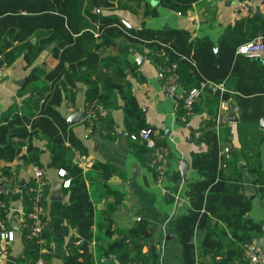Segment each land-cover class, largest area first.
Returning a JSON list of instances; mask_svg holds the SVG:
<instances>
[{"label": "trees", "instance_id": "1", "mask_svg": "<svg viewBox=\"0 0 264 264\" xmlns=\"http://www.w3.org/2000/svg\"><path fill=\"white\" fill-rule=\"evenodd\" d=\"M158 1L160 5L186 14L199 0ZM130 2L141 7V0H0L1 64L9 65L16 58V50L12 48L14 42L27 48L29 64L47 47L56 44L53 54L59 59L57 66L43 78L33 73L26 81L25 87L32 90L40 105L37 115L30 118L16 110L4 114L0 122V180L13 177L12 168L2 166V162L11 163L16 158L22 159L23 166L34 165L47 170L41 161L42 147L35 144L37 139L45 141L44 148L50 153L52 168L66 170L65 177L70 180L69 187L65 189L69 194L67 218L79 236L69 242L66 264H95L94 208L83 168L74 159V148L84 156L87 149L74 135L58 106L64 100L74 103L78 83H84L87 85L86 110L99 105L109 110L106 116L99 118L104 133L112 136L116 132L113 111L119 107V100L123 102L124 126L130 137L142 129H152L128 80V70L132 68L128 60L129 49L122 47L119 55L101 59L99 52L102 48L110 46L115 37H125L132 44L149 47L160 65L164 66L167 57L169 62L178 64L184 95L204 81L226 83L230 79L234 80V89L224 93V99H230L232 92L241 97L264 95V60L237 53L238 47L247 40L257 36L264 40V15L255 14L238 20L222 36L216 53L212 42L194 37L187 30L126 27L121 16L103 13V10L128 8ZM146 14L157 15V7L146 4ZM34 36L37 42L33 44L31 39ZM215 93L220 97L219 92ZM201 98L195 103V112L199 110ZM182 103L183 99H180V117L184 113ZM209 113L210 118L199 129L197 139L203 149L192 153L191 161L201 178L189 183V206L187 212L177 218L175 232L182 246L183 264H194L196 260L205 264L208 256L212 264H236L237 260L246 263L244 245L261 232V225L248 216L251 200L243 192V169L230 147L234 136L232 128H224L223 125L217 131L214 121L217 108L209 110ZM238 123V131L242 128L249 130L250 138L241 144L247 171L256 185L263 186L260 119L241 115ZM156 139L158 146H166L163 136ZM225 148L229 149V157L221 153ZM132 149L149 163L153 150L144 142L133 140ZM94 166L105 179L114 172L105 163L97 162ZM34 184L32 177L27 185L31 187ZM8 200L6 192H1L0 201L6 204L0 205V219L5 222ZM29 222L27 220L20 227L25 246L23 264H33L41 255L36 237H27ZM152 233V226L139 221L127 235L111 243L107 253L122 252L120 259L125 264L135 261L157 264L159 256L156 249L151 247L143 253V245L137 242L138 239L150 240ZM42 237L46 238V230ZM127 238H133L132 242L138 248L133 257L129 256ZM44 255L49 261L48 253Z\"/></svg>", "mask_w": 264, "mask_h": 264}, {"label": "crops", "instance_id": "2", "mask_svg": "<svg viewBox=\"0 0 264 264\" xmlns=\"http://www.w3.org/2000/svg\"><path fill=\"white\" fill-rule=\"evenodd\" d=\"M146 4L156 6L157 15H147ZM103 13L117 14L122 17V21H127L135 28L144 26L155 30L184 29L194 37L207 39L218 47L222 36L230 27H234L238 20L255 14L264 15V0H199L186 14L160 5L158 0H141L140 8L135 2H130L128 8L103 10ZM31 41L33 44L36 43L37 37L34 36ZM55 46L56 44H52L47 47L34 62L29 64L26 60L27 48L14 42L12 48H15L17 56L9 65L4 63L6 78L0 85V122L4 114L16 110L30 118L37 115L40 105L36 102L32 90L25 87L26 81L33 73L43 78L45 73L57 66L59 59L53 54ZM122 47L130 51L128 60L132 68L128 70V80L131 83V89L144 111L147 123L158 136L161 135L165 139L169 151L168 175L165 180L158 182L155 171L149 166L148 161L133 152V139L124 126L121 100H119V107L113 111L116 123L114 135L110 136L102 131L101 118L96 121L91 131L87 128L85 124L87 85L78 83L75 102L64 100L58 106V110L66 118L76 112L84 114L83 121L71 127L74 135L88 152L79 165L83 168L94 208V262L95 264H125L120 259L122 252L108 254L107 250L111 243L127 235L137 222L146 221L153 227V233L150 240L138 239V244L143 245V253H147L152 247L158 252L157 264H183L182 246L175 232V222L181 214L187 212L189 183L201 178L199 172L191 165L192 153L203 149L197 141V132L204 125V121L210 118L209 110L217 108L218 114L221 109V99L212 90H206L198 103L199 110L186 124L178 114L180 97L177 96L178 99L169 97L162 90L159 72L163 65L155 61L153 51L149 47L132 44L125 37H115L110 46L100 50V58L119 55ZM140 57L141 62L138 61ZM234 85L232 79L225 83L229 92L234 89ZM44 93L47 95L48 91ZM232 94L230 99H226L227 118L218 129L220 130L223 125L224 128H232L234 136L230 147L234 149L243 169V192L251 200L248 216L261 225V232L255 235L252 241L261 246L264 251V181L263 186L256 185L247 167L243 168V165L247 164L243 159L241 144L246 143L250 136L248 129L242 128L238 131L241 115L260 119L263 130L260 155L264 173V128L261 123L264 120V95L241 97L237 93L232 92ZM233 116L236 119H232ZM214 121L216 127V117ZM35 144L44 148L45 141L37 139ZM41 161L46 167L50 163V153L46 149L42 153ZM22 162L20 158H16L11 163L2 162V166L9 165L16 173L14 177L16 176L17 181L10 184L6 177L0 180V187L9 197L8 214L4 222L7 229L14 234V240L11 242L0 238V245H6L10 249L9 260L5 264H21L25 255L20 227L30 205L27 184L34 176L35 166H23ZM97 162L108 164L114 169L108 179H105L95 168L94 165ZM184 162L189 165L187 181L184 180L180 168ZM46 172L48 187L45 200L47 221L45 240L49 264H66L65 259L70 249L69 242L71 238L79 236L78 231L67 218L69 194L65 189L69 186L65 187L64 184L69 178L61 176L59 170L52 167H47ZM59 196L60 199H58ZM132 240L133 238H127L130 257L135 256L138 251ZM205 264H212L210 256L206 258ZM236 264L246 263L237 260Z\"/></svg>", "mask_w": 264, "mask_h": 264}, {"label": "built area", "instance_id": "3", "mask_svg": "<svg viewBox=\"0 0 264 264\" xmlns=\"http://www.w3.org/2000/svg\"><path fill=\"white\" fill-rule=\"evenodd\" d=\"M126 27H132L127 21H123ZM237 53L244 55L246 57L258 58L264 60V40L262 36H258L250 41L241 44ZM3 60V55L0 53V85L5 81L6 65L1 64ZM159 77L162 80V90L169 97L179 96L183 99L182 109L184 111L181 115V120L186 122L191 116L194 115L195 103L202 97L206 90H212L213 92L220 93L221 99V109L216 116V130L218 131L221 123L225 122L227 116L225 114L228 109V104L226 99L223 98V94L228 91L225 83H217L214 81H204L198 87L192 88L186 95L183 93L182 84L180 80V73L178 70V64L175 62H169L166 57L164 59V66L159 72ZM108 109L102 105L96 106L94 109H88L86 113L85 124L87 128L91 131L100 117H104L108 114ZM197 136H200V132H197ZM158 134L150 128H145L140 130L138 134L131 135L133 140H140L144 142L149 148H151V160L149 161V166L155 171L156 179L161 182L167 178L168 175V160L169 151L166 146H158L157 138ZM229 152L228 148L221 151L222 154H227ZM74 159L77 163H81L85 156L77 149L74 148ZM59 174L63 177L67 175L66 170L60 169ZM15 172H13V177L7 179L8 183H15L16 181ZM35 184L28 188L30 194V205L27 210L21 226H24L26 221L29 220V233L28 238L32 239L36 237L37 243L40 245L41 255L37 257L33 264H49L46 257L48 253V247L46 245L45 238L42 237V233L47 229V221L45 217V200L47 198V187L48 179L46 169L43 167H34ZM70 180L65 181L64 186L68 187ZM3 189L0 187V193ZM5 202L0 201V205H5ZM0 238L7 242L14 240V234L11 230H8L5 222L0 219ZM245 249V260L246 264H264V251L256 242H247L244 245ZM10 249L6 245H0V264H5L9 260ZM23 264V263H21ZM129 264H151L145 261H135ZM194 264H200L198 260Z\"/></svg>", "mask_w": 264, "mask_h": 264}, {"label": "water", "instance_id": "4", "mask_svg": "<svg viewBox=\"0 0 264 264\" xmlns=\"http://www.w3.org/2000/svg\"><path fill=\"white\" fill-rule=\"evenodd\" d=\"M97 11L99 12V9ZM33 42H34V40H33ZM214 50H215L216 53L219 52V48L218 47H215ZM138 61L141 62L142 61V58L141 57L138 58ZM175 98L178 99L177 96H175ZM83 119H84V114L81 113V112H76V113L68 116L67 122H68V124L70 126H72V125H74V124H76V123H78L80 121H83ZM232 119H236V118H234V116H233ZM261 123H262V128H264V120H262ZM12 132H13V130H12ZM44 151H45V148H42V152H44ZM47 167H52V164L49 163L47 165ZM246 167H247V165H243V168H246ZM180 168H181V171H182V175L184 177V180L187 181L188 180L187 171L189 169L188 163L187 162L182 163L181 166H180ZM8 194L11 195V193L9 191H8ZM56 194L59 195L60 193H56ZM60 198L61 197L59 196L58 199H60Z\"/></svg>", "mask_w": 264, "mask_h": 264}]
</instances>
